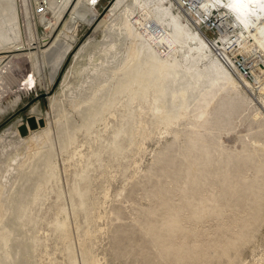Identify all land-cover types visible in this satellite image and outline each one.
Listing matches in <instances>:
<instances>
[{
    "label": "rangeland",
    "instance_id": "374dc122",
    "mask_svg": "<svg viewBox=\"0 0 264 264\" xmlns=\"http://www.w3.org/2000/svg\"><path fill=\"white\" fill-rule=\"evenodd\" d=\"M2 1L1 13L8 14L7 20L9 21L7 22H10L12 21L10 18V0ZM116 1L101 0L98 3H89L87 7H81L77 22L73 19L68 21L67 27L62 33L61 41L64 43L73 40V46L68 51L55 81L51 80L52 64L44 63L42 55L39 57L42 61L41 70L35 66V57L28 56V54L27 57L17 58V60L14 58L16 64L13 70L11 67L8 71V64L11 63L8 59L9 63L6 60V63L4 62L0 66V70L3 71L4 68L5 71H3V74L0 73V161L2 163V165L0 163V198L5 199V202L7 204L9 202L10 205L6 204L9 206V210L6 217L4 216L6 218H4V222L10 226L14 225L16 229L9 244L11 252L14 253V258L17 256V252L19 253L15 260L12 258V260H6L5 263L24 264L28 261L26 264H84L83 255L84 248H86L91 250L90 252L97 260L99 259L96 264H264V203L263 206L256 204L258 202L254 203L253 206L256 209L244 208L242 202L237 203L238 198H233L228 194L225 195V186L219 185L216 186L217 190L220 191L216 211H211L212 213L208 211L192 212L187 203L188 197L185 192L188 184L186 172L189 166L192 167L203 160L202 157L207 155L205 154L206 151L211 152V160L220 162V168L230 169L236 178L240 177L238 169H242V172L244 170L251 181L263 177L260 181L264 186V161H262L264 160V143L262 144L264 142V113L258 117L254 115L259 108H263L264 111V94H262V98L259 90L247 85L243 79L245 76L241 75L238 72L239 70L231 69V67L232 73L239 82V91H231L232 86L227 85L225 81L217 82L215 85L210 86L213 88L205 90L206 93H212L206 97L208 99L212 95V98L209 97L211 102L207 106V115L197 116L196 105L201 99L200 96L191 106V116L179 120L178 124L170 129V132H156L152 136L145 137L146 139L144 138L141 141L142 145L140 147L137 145L134 150L127 153L124 162H122L123 165L115 162L113 167L105 171L106 175H102L100 172L95 173L96 195L100 196L102 193L96 203L94 213L96 214L99 211L96 215L94 213L90 215L85 210L74 213L71 209V192L69 188L75 166H70L71 168L68 166L67 169L64 158L59 153L60 180L67 198L66 204L70 210L68 229L71 243L76 249L78 263H74L70 256V250H68L66 244L65 230L56 228L55 225L52 209L57 200L55 192L48 189L47 194L49 196H45V199L43 198L40 203L34 205L33 214L40 217L27 220L26 225H19V227L14 224L20 222L19 216L21 215V209L18 206L20 202L18 201L21 200L22 194L20 193V196L18 191L26 190L25 187H28V190L33 189L32 180L25 178L30 176L33 179L38 177L39 174L35 172L34 166L29 168L28 173L23 170L21 161L17 162V159H23L24 157L21 152L19 154L15 153L11 162L8 161L5 155L14 150L12 147H16L14 144L19 141V136L29 135L30 130H32L31 133H38L45 124H51L57 130L55 122L60 117V110L73 111V105L77 103V101L73 103L74 98L76 99L75 95L84 90V87L80 86L84 84L85 71L90 67V56L93 57L96 64L105 61L103 64L105 66L107 62H115L116 58L122 56L129 48L130 40L126 37L121 25L124 9L114 8ZM28 2L30 4L31 20L35 22L32 28L33 32L26 24L28 20L23 6L24 1L19 0L22 23L20 32L25 38L26 44L30 42L32 34L42 37L48 31L41 20L42 7L38 5L37 0H28ZM158 3L161 6L170 8L169 11L176 15L191 31L196 32L198 28L214 40L220 38L218 33L200 28L196 22L193 23L192 19L177 3H173L171 0H156L154 2V4ZM216 9H221L219 12H222V8ZM82 12L87 14L82 17ZM167 18V21L173 19L170 16ZM153 21L156 22V20ZM234 29V27H228L232 37L235 34ZM219 41L221 43V40ZM84 45L86 47L82 50ZM230 45L232 46L233 43ZM230 45L228 46L229 50L232 49ZM186 47L185 45L179 51L181 53L184 50L181 54H178V57L182 56L183 59L180 58V60H183V62L188 57L189 63L186 60V65L193 63L191 66L194 65L192 66L194 69L192 67L189 69L193 76L188 75L189 70L183 72L181 68L175 67H170L167 70L169 75L165 72L162 75V72L157 68L158 71L154 70L157 66H151V64L147 66V69L148 67L151 68L146 73L153 69L157 73L151 70V75L153 73L156 74V77L158 73L162 75V77H160L161 75L158 76V78L160 77L159 80L165 78V82L167 80L172 87L175 85L176 87H182V85L188 86L190 84L189 86L195 89H192V91L196 93L202 87L209 86L210 79L217 75L218 71L210 61L211 57L208 55V49L201 53L200 60L197 59V62H193V59L187 54ZM195 51L197 56L198 51ZM11 54L13 57L15 53ZM237 54L243 55L241 52ZM232 57L235 58L234 55ZM244 57L255 63L260 60V57L255 53H250ZM198 64H201V68L210 72L207 73L204 70V72L199 73L195 68V65L199 66ZM100 67L101 65L95 69ZM193 70L198 72L196 74L199 75L198 78L200 77L199 79L203 83L201 81L195 83V80L199 79ZM176 71L179 72L180 76L176 74ZM171 73L174 74L171 75ZM166 75L169 78L173 76L174 82L172 78L169 79ZM174 75L182 82L176 80L177 77L175 78ZM194 75L196 76L194 77ZM206 75L209 76V79ZM148 76L150 77V74ZM152 76L154 77V75ZM188 76L190 77L188 78ZM153 77L152 79L156 78ZM187 78L188 82L185 80ZM245 78L257 85L256 75L254 78ZM217 86L219 87L217 88ZM217 89L219 92H217ZM215 93L217 94L215 95ZM170 95L171 93L168 95L169 98L172 96ZM54 97H57L56 100H60V105H52ZM32 116L35 117L34 124L28 120ZM22 124L27 126L26 133H22L20 130ZM29 128L31 129L29 130ZM189 129L192 135H190ZM260 134L263 137H260ZM252 136L261 143L255 141L254 138L252 139ZM210 138L211 140H209ZM9 148H11V151ZM214 152L215 156L213 155ZM246 153L251 157L254 154L253 160L249 161L252 164L249 163L251 167L248 171L244 166V160H240L241 156ZM230 156H234L233 159ZM240 165L242 167L238 168ZM262 169L263 172H260ZM23 184H26V186ZM105 190L108 191L107 198L103 196ZM16 195L19 197L17 198ZM13 197L14 200H12ZM8 199L12 202L15 201L14 209L11 207L13 203ZM15 206H18V208ZM99 213H101L100 216H98ZM96 217L97 219H95ZM170 222L177 223L178 226L173 232L167 228ZM88 227L91 228L92 234H87ZM85 229L87 230L85 231ZM4 250L3 245L0 244V258L6 257ZM25 258H29V260Z\"/></svg>",
    "mask_w": 264,
    "mask_h": 264
},
{
    "label": "bare ground",
    "instance_id": "6f19581e",
    "mask_svg": "<svg viewBox=\"0 0 264 264\" xmlns=\"http://www.w3.org/2000/svg\"><path fill=\"white\" fill-rule=\"evenodd\" d=\"M22 1H24L23 6L28 20L26 24L27 27L32 31L35 22H33L30 17V4L28 0ZM94 1L95 0H37L38 5L41 6L43 10L41 13V20L47 27L48 31L44 36H42L43 38L36 34H32L30 42L26 44L25 38L20 32V26H22V23L20 19L19 0H10V18L12 21L7 22L9 21L7 20L9 15L1 13L2 9H0V66L8 59L11 62L9 63L7 60L9 63V66L7 65V68L9 69L8 71H10L11 67L13 70L17 58L27 57L28 54V56L35 57V66L39 70L42 69V61L44 63L47 62L48 64L51 63L53 67L51 80L55 81L68 51L73 46V40L66 41L64 43L61 41L62 33L66 29L65 27H67L68 21L70 19H73L75 22L78 21V13L81 11V7H87L89 3L94 4ZM155 1L156 0L116 1L114 8L124 9V13L121 17V25L126 37L130 40L129 48L122 54V56L116 58L115 62L108 63L106 60L107 64L105 66L103 65L105 61H101L96 64L93 57L90 56V67L89 69H86L83 78L84 84L80 86L84 87V90L75 95L76 99L73 97V103L77 101V103L73 105V111H65V109L60 110V117L57 118L55 122L57 130H55L54 126L51 124H45V126H43V128L39 130L38 133H31L32 130L29 128V135L19 136V141L17 144H14L16 147H12L14 150L10 153L8 152V154L5 155L8 161L11 162V160L14 158V154H19L21 152L22 156L24 155V157L23 159H17V162L21 161L20 163L23 166V170L27 171L28 173L29 168L34 166L35 172H38L39 174L38 177L33 179L30 176L25 178L27 180H32V183L34 184L33 189L30 188L28 190V187H25L26 190L21 188L23 191H18L19 195L20 193L22 194L21 200H17L20 202L18 206H20L19 208L21 209V215L19 216L20 222L14 224L19 227V225H26L27 220H33L40 217L33 214L34 205L40 203L45 196H49L47 194L48 189L51 192H55L57 194V200L55 201L52 208L55 218V225L56 228H63L65 230L67 248L70 250L69 253L74 263H78V260L75 252L76 249H74V246L70 240L68 229V214L70 210L66 204L67 198L65 197L64 188L60 180L61 173L58 164L59 153H61V156L64 158L66 168L68 166H75V170L73 172L74 175L71 179L72 181L69 188L71 192V209L74 213H77L80 210H85L88 214L92 215L95 212L98 197L102 195L101 193V195L98 196V194L96 195L97 192H95L97 187L95 186L96 172L106 175L105 171H107L108 168L113 167L115 162L121 165L122 162H124V157H126L127 153L131 150H134L137 145L140 147L142 145L141 141L144 140L145 137L152 136L156 134V132H170V129L175 124H178L179 120L191 116V106L200 96L201 99L196 105V109L198 110L197 116L203 117L207 115V106L211 102L209 97L212 95L209 96L208 99L206 97L212 93H206L205 90L213 88L210 86L215 85L217 82L225 81L227 85L229 84L232 86L230 88L231 91H239V82L231 70L232 68L234 70L239 69L237 68L236 62L232 55L236 56L238 55L237 53L241 52L244 56L249 55L250 53H255L260 57V60L257 63L251 60L256 65L254 72L256 74L257 85L245 77L243 79L247 85L255 89L257 88L261 94V97L263 98L264 0H203V9L210 10L207 11V13L211 12L212 9L222 8L221 23L223 27L226 28V30H223L218 40L212 39L211 36L201 29L197 28L196 32L191 31L181 22V20L176 17V15H173L172 12L169 11L170 8L161 6L159 3L154 4ZM171 1L176 3L175 0ZM134 5H136L138 8L134 7ZM0 6L3 7L2 0H0ZM180 8L182 9V7ZM136 9L139 10L137 11ZM184 12L190 17V19H192L193 23H197L191 14L186 11ZM86 14V12H82V17ZM168 16L173 17V19L167 21ZM153 20H156V22ZM198 26L202 28L200 25ZM229 26L235 28V34L233 37L230 36L228 30ZM219 40H221L222 44ZM232 43L233 45L231 46L230 44ZM185 45L187 46V49H185L188 50L187 54H189L188 56L193 59V62H197V59L200 60L201 53L208 49V55L211 57L210 61H212L213 65L218 71L217 75L213 76L212 78L210 77V85H205L206 87H202L201 89L199 87L200 90L197 93L192 91L193 88L192 86H189V83V87L183 85L182 87L180 85V87H176V85L172 87V85H169L167 80L165 82V78H161L159 80L162 75L168 73L167 70L170 67H175L178 69L181 68L183 72H187V70L194 66H191L193 63L186 65L188 62L187 59H189L187 56H185L187 57V62H185V59L184 62L183 60H180L182 56L180 58L178 57V54L180 53L179 51H181ZM229 45L231 46L230 48H232L231 50L228 49ZM85 47L86 46L84 45L82 50ZM195 50L198 51L197 56L195 55ZM19 51L22 52L18 53ZM11 53H15L13 54V57L11 56ZM40 55H42V61L39 58ZM14 58L16 60H14ZM150 64L151 66H157L155 68L153 67L154 70L157 68L162 72V75L158 73V76L161 75L159 78L158 76L156 77V74H154L156 71L154 72L153 69H151L154 72L152 75H154L156 78L151 75V70L149 73H146V71H149L148 69L151 68L148 67L147 69V66H150ZM100 65V68L95 69ZM200 65H195V68H197L199 73L204 72L205 70L201 68ZM2 70L4 71V68ZM3 71L0 70V73L3 74ZM189 71L190 73L188 75H192L193 73L191 74V70ZM195 71V74L198 73ZM209 72L207 71V73ZM174 73H171V75ZM178 73L176 71V74ZM147 74H150V77ZM196 75H194V77ZM151 76L154 79H152ZM198 76L199 75H197V78ZM167 77L169 78V76ZM189 77L190 76H188V78ZM208 77L209 76H207V78ZM188 78L185 79L187 82ZM176 80L180 81L178 77ZM195 81L197 84V81L201 80L199 79ZM180 82H182V80ZM183 83L185 82L183 81ZM218 87L219 86H217V88ZM221 88L223 87L221 86ZM217 92H219V90ZM170 93L172 95H170L171 98L168 96ZM216 94L217 93H215V95ZM56 98L57 97H54L52 100V105H60V100H56ZM263 113V108H259L254 115L258 117ZM204 122L206 123V121ZM55 131L56 133H54ZM15 133L18 134L17 131H15ZM190 135H192V133ZM261 136L263 137L262 134H260V137ZM253 138L255 140V137L252 136V139ZM209 140H211V138ZM255 141L261 143V141ZM263 143L264 142H262V144ZM10 149L11 148H9V150ZM247 153L242 155L240 158V160H244V166L247 169L246 171L250 169L251 166L249 163L252 164V162L249 161H252L254 156L253 154L251 157ZM205 154V157H202L203 160L199 161V163L193 165L192 167L189 166L186 172L188 184L186 186L185 192L186 196L188 197L187 203L189 204L190 211H208L209 213L215 212L218 208L217 198L218 196L220 197V191L217 190L216 186L219 185L225 186V195L228 194L233 198H238L239 200H236L237 203L242 202V206L244 208L248 207V209H256L253 206L256 202H258L256 204L263 206L264 186L260 181L263 177L256 178L257 180L254 181L252 179L251 181L247 177L244 170L242 172V169H238L240 177L236 178L235 175L233 176V172L230 169L227 170L224 167L220 168V162L216 160V162H214L211 160V152L206 151ZM213 155L215 156V152ZM233 157L234 156H230L232 159ZM239 167L242 166L240 165L238 168ZM260 172H263V169ZM23 185L26 186V184ZM103 196L107 198V190L103 191ZM18 197L19 196H17V198ZM12 200H14V197ZM12 200L10 201L12 202ZM14 202H12L13 205L11 204V207L15 205ZM6 204L7 203L5 202V199L0 198V244L3 245L6 254L5 258L1 256L2 258H0V264H6V260H12V258H14V253L11 252L12 250L9 244L11 239H13L12 234H14V230L16 229L14 225L10 226L4 222V218L6 217V214L9 210L8 207L10 206L9 202L7 204L9 206ZM18 206L15 207L18 208ZM100 215L101 213H99L98 216ZM97 217L95 219H97ZM90 227H88V230L85 229V231L87 230V234L91 233V228L95 229ZM167 228L173 232L178 228V226L177 223L170 222ZM22 235L24 238L23 233ZM84 249V264H96L99 259L97 260L95 258V256L90 252L91 250L86 248ZM18 254L19 253L17 252V256H19ZM17 256H15V258ZM25 259L29 260V258ZM27 262L28 261H26V263Z\"/></svg>",
    "mask_w": 264,
    "mask_h": 264
},
{
    "label": "built area",
    "instance_id": "2783aa9c",
    "mask_svg": "<svg viewBox=\"0 0 264 264\" xmlns=\"http://www.w3.org/2000/svg\"><path fill=\"white\" fill-rule=\"evenodd\" d=\"M101 0H95V3L100 2ZM203 0H175L177 5L182 7V9L193 16L197 21L198 25L202 28H206L213 33H218L221 35V31L224 30L222 25L221 13L218 9L210 10L203 9L202 2ZM216 11V12H215ZM237 68L239 73L245 77L254 78L256 65L249 58H245L242 54L234 56Z\"/></svg>",
    "mask_w": 264,
    "mask_h": 264
},
{
    "label": "water",
    "instance_id": "95a60500",
    "mask_svg": "<svg viewBox=\"0 0 264 264\" xmlns=\"http://www.w3.org/2000/svg\"><path fill=\"white\" fill-rule=\"evenodd\" d=\"M34 118H35L34 116L29 117V118H28L29 122L32 123V124H34ZM26 128H27L26 124H22V125L20 126V129H21L22 133H26V131H27Z\"/></svg>",
    "mask_w": 264,
    "mask_h": 264
}]
</instances>
